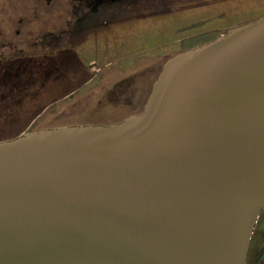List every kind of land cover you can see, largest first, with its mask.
<instances>
[{"label":"water","instance_id":"obj_1","mask_svg":"<svg viewBox=\"0 0 264 264\" xmlns=\"http://www.w3.org/2000/svg\"><path fill=\"white\" fill-rule=\"evenodd\" d=\"M264 209V17L168 60L140 114L0 141V264H247Z\"/></svg>","mask_w":264,"mask_h":264},{"label":"flooded vegetation","instance_id":"obj_2","mask_svg":"<svg viewBox=\"0 0 264 264\" xmlns=\"http://www.w3.org/2000/svg\"><path fill=\"white\" fill-rule=\"evenodd\" d=\"M222 1L229 0H0V60L10 59L28 64L32 80L41 79L34 76L35 67L42 65L47 69L49 61L53 60L63 66L64 73L53 80L65 81L69 78L74 81L75 77H80L85 78L82 85H87L92 81V76L95 77L100 71L97 66L99 62L91 59L82 63L81 55L70 51L73 45L79 46L87 38L98 39L100 35L102 38L105 36L107 39L104 41L107 42L111 38L109 33L115 28L142 24V32L150 30L160 35L169 30L180 34L177 40L154 44L148 49L142 48L124 56L131 58V65L136 58H154L157 59L154 66L162 68L174 56L201 47L232 28L255 20L218 28L204 25L222 18L223 13H214L206 19H191L190 22L182 19L187 16L186 13L194 14L204 7L211 10V6L220 5ZM163 22H166L165 27L162 26ZM173 22H176L174 27ZM129 39H125V45ZM132 42L136 40L128 43ZM64 48L67 50L64 51ZM95 67L96 74L90 73V68ZM90 74L92 76L88 78ZM51 76L43 79L50 80ZM115 87L119 88V85ZM109 91L117 96L122 92ZM248 254L249 249L247 264L251 258L259 257V254L254 257Z\"/></svg>","mask_w":264,"mask_h":264},{"label":"rangeland","instance_id":"obj_3","mask_svg":"<svg viewBox=\"0 0 264 264\" xmlns=\"http://www.w3.org/2000/svg\"><path fill=\"white\" fill-rule=\"evenodd\" d=\"M211 7V10L204 7L194 14L184 12L187 16L182 19L190 22L191 19L193 21L201 18L206 19L214 13H223L222 18L204 25V27L217 26L223 28L240 21L264 17V0H229ZM165 24L166 22H163L162 26L165 27ZM172 24L174 27L176 22ZM138 25L126 26L123 27L124 29L115 28L113 32L109 33L111 38L107 42L104 41L107 38L105 36L102 38L100 35L95 40L85 39L83 45H73V50L70 51L73 54L81 55L82 63L85 64L88 60L96 59L99 62L97 66L100 71L95 77L91 74L88 76V78L91 76L93 78L87 85H82L85 78L80 77H75L76 80L74 81L68 78L65 81L47 82L46 90H42L41 96L43 98L27 103L34 94V88H31L32 95H28L21 105L14 108V121L23 119L26 114L24 112L28 110L31 112L34 108L38 114L21 126L19 131L22 130V133L20 134L62 126H106L141 112L161 68L154 66L155 60H157L154 58H136L133 59L131 65V58H124V56L142 50V48L148 49L154 44L177 40L180 38V34H175L169 30L160 35L150 30L142 32V24ZM126 38H130L128 42L133 40L136 42L131 44L127 42L125 45ZM66 50L64 48V51ZM96 70V67L90 68L89 72L96 74ZM62 74H64L63 66L53 60L49 61L47 69L42 65L34 69V76L41 77V79L49 75H52V79H56ZM118 85L119 88L115 87ZM72 90L75 92L68 95ZM109 90L122 92L117 96ZM22 110L23 112H21ZM257 254L260 255L257 264H264V209L259 215L249 243V257H254ZM253 259L251 258L248 264H251Z\"/></svg>","mask_w":264,"mask_h":264},{"label":"trees","instance_id":"obj_4","mask_svg":"<svg viewBox=\"0 0 264 264\" xmlns=\"http://www.w3.org/2000/svg\"><path fill=\"white\" fill-rule=\"evenodd\" d=\"M36 66V65H35ZM28 64L16 63L10 59L6 61L0 60V141L9 140L15 138L22 133L21 126L25 122H29L38 113L37 111L28 110L24 113L25 116L19 121H14L15 111L14 108L21 105L23 100H26L27 96H31V88H34V94L30 101L41 100L42 90L48 85L47 82H58L57 80L49 79H31L29 77ZM30 88V89H29ZM46 90V89H45ZM42 97V98H41ZM25 103V104H27ZM23 112V110L21 111ZM23 114V113H22ZM15 122V123H14ZM259 257L255 258L251 264H257Z\"/></svg>","mask_w":264,"mask_h":264}]
</instances>
